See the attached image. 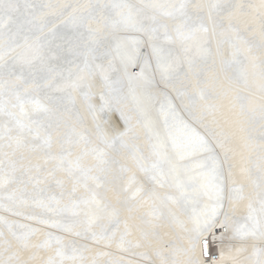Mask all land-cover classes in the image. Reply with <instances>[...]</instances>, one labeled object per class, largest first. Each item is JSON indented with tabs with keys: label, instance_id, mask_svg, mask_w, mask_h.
<instances>
[{
	"label": "snow or ice",
	"instance_id": "obj_1",
	"mask_svg": "<svg viewBox=\"0 0 264 264\" xmlns=\"http://www.w3.org/2000/svg\"><path fill=\"white\" fill-rule=\"evenodd\" d=\"M141 60L202 133L121 111ZM0 210L59 232L0 264H264V0H0Z\"/></svg>",
	"mask_w": 264,
	"mask_h": 264
},
{
	"label": "bare ground",
	"instance_id": "obj_2",
	"mask_svg": "<svg viewBox=\"0 0 264 264\" xmlns=\"http://www.w3.org/2000/svg\"><path fill=\"white\" fill-rule=\"evenodd\" d=\"M188 2L199 3L200 0H188ZM207 46L211 47V43ZM140 51L144 53L147 49L141 48ZM173 54H178L175 49L173 50ZM192 55L194 53L190 54V57ZM206 63L211 64V57H209ZM134 64L139 65V72L135 77L129 73L131 66ZM151 64V67H147L141 60L139 63L129 65L128 69L125 70L124 66L117 62L116 70L110 73V79L112 81V95L118 100L121 111L126 112L129 119L135 116L141 124L145 120H151L157 127L162 129L165 121H167L169 126H173L175 131H179L182 125L186 123L191 128H195L196 131L202 133V129L192 120L191 114L181 107L179 100L175 98V94L171 92L169 87H166V82L162 80V74L155 68V62L153 61ZM141 67L144 68L142 75L140 74ZM181 72H183V68ZM167 83H172V81H167ZM240 83L242 84L243 81L241 80ZM81 91H84V89ZM239 102H245L244 93L239 94ZM72 107L74 113L78 111L75 106ZM139 108H145L146 113H141ZM117 122L123 126V121L120 119V112L114 111L112 114V123L115 124ZM0 214L8 215L10 219L18 220L21 223H31L33 227H42L46 231H53L59 234L57 229L46 228L35 222L25 221L23 217L12 216L10 213H3L2 210H0ZM61 219L67 220L66 217ZM167 227L178 240L179 233L171 222H167ZM113 254L123 255L125 259H138L137 257H130L125 253H116L114 250Z\"/></svg>",
	"mask_w": 264,
	"mask_h": 264
},
{
	"label": "water",
	"instance_id": "obj_3",
	"mask_svg": "<svg viewBox=\"0 0 264 264\" xmlns=\"http://www.w3.org/2000/svg\"><path fill=\"white\" fill-rule=\"evenodd\" d=\"M138 66H139L138 64L132 65L131 68H130V70H129V73L130 74H132V73L138 74V72H139V67Z\"/></svg>",
	"mask_w": 264,
	"mask_h": 264
}]
</instances>
